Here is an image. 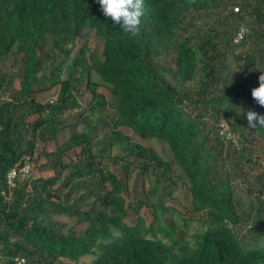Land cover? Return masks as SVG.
I'll return each mask as SVG.
<instances>
[{"label": "trees", "instance_id": "16d2710c", "mask_svg": "<svg viewBox=\"0 0 264 264\" xmlns=\"http://www.w3.org/2000/svg\"><path fill=\"white\" fill-rule=\"evenodd\" d=\"M144 3L0 0V264H264V0Z\"/></svg>", "mask_w": 264, "mask_h": 264}, {"label": "clouds", "instance_id": "9594fccd", "mask_svg": "<svg viewBox=\"0 0 264 264\" xmlns=\"http://www.w3.org/2000/svg\"><path fill=\"white\" fill-rule=\"evenodd\" d=\"M98 3L104 16L110 17L113 23L120 24L123 32L129 33L132 36L140 33L141 17L145 12L144 0H98ZM237 35L235 36V40H238L236 39ZM258 81L259 85L251 89V95L261 107H264V69H261ZM245 115L250 128L254 129L258 125L264 127V114H260L249 108L245 112ZM25 164L28 165V163ZM28 172L29 166L28 171L24 175L28 174Z\"/></svg>", "mask_w": 264, "mask_h": 264}, {"label": "rangeland", "instance_id": "374dc122", "mask_svg": "<svg viewBox=\"0 0 264 264\" xmlns=\"http://www.w3.org/2000/svg\"><path fill=\"white\" fill-rule=\"evenodd\" d=\"M94 40L95 39L91 38L90 43L94 44V42H95ZM54 95H52V96L54 97ZM150 142L156 149H158L162 153L161 154L162 156L168 157L169 150L165 147V145L161 144V142L158 140L151 139ZM254 146L255 147L257 146V142L254 143ZM113 170L117 174L122 175V172L116 171L115 168H113ZM233 179L234 180L232 183V187L234 188L235 194L241 199V201L247 203L249 199H248L247 191L245 190L246 182H244L241 179V177H233ZM252 187L254 188V186H252ZM179 193H180V190L176 189L174 191L175 196H177V194H179ZM189 199H190V195L186 194L185 197L177 198V199H173V200H168L167 202H165V204L171 205L172 207L181 208V209L184 207V209H183V211H184L185 209H190V207L188 205ZM148 211L149 210L147 209L146 205L142 206L140 211H139V213L142 214V216L147 220V222L150 220V215L148 214ZM174 215H176V214L174 213ZM135 216H136V213L131 210V212L129 213V220L133 221L135 219ZM58 217L62 218V216H58ZM175 218H179V217L175 216ZM62 219H64V218H62ZM66 220H68V222L70 224L74 222L72 218L71 219L67 218ZM85 226H86V223H80V224L76 225L75 227L77 230H80V229L85 228ZM92 257H93L92 255H87V256L81 258L80 261L83 262L84 264H86Z\"/></svg>", "mask_w": 264, "mask_h": 264}, {"label": "built area", "instance_id": "2783aa9c", "mask_svg": "<svg viewBox=\"0 0 264 264\" xmlns=\"http://www.w3.org/2000/svg\"><path fill=\"white\" fill-rule=\"evenodd\" d=\"M235 10H237V6L234 7ZM243 34V31L240 30V32H238V35L236 37V39H239L241 38ZM221 125L223 126V128H226L227 127V124L225 121H222L221 122ZM19 171L21 172L22 175H24L27 171H28V165L27 164H24L21 168H19ZM17 174V170L15 168L11 169L8 174H7V181L8 182H11V179ZM14 260L17 262V263H24L25 262V259L23 256H16L14 257Z\"/></svg>", "mask_w": 264, "mask_h": 264}]
</instances>
